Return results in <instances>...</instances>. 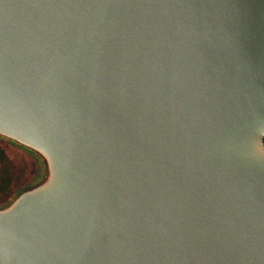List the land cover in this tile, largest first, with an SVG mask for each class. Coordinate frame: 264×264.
Here are the masks:
<instances>
[{"label": "water", "instance_id": "water-1", "mask_svg": "<svg viewBox=\"0 0 264 264\" xmlns=\"http://www.w3.org/2000/svg\"><path fill=\"white\" fill-rule=\"evenodd\" d=\"M0 140V264H264V0H0Z\"/></svg>", "mask_w": 264, "mask_h": 264}, {"label": "rangeland", "instance_id": "rangeland-1", "mask_svg": "<svg viewBox=\"0 0 264 264\" xmlns=\"http://www.w3.org/2000/svg\"><path fill=\"white\" fill-rule=\"evenodd\" d=\"M0 150L6 153L11 160L12 183L9 188L0 192V203L8 200L20 187L25 185L36 173V161L19 151L18 148L0 140Z\"/></svg>", "mask_w": 264, "mask_h": 264}, {"label": "trees", "instance_id": "trees-1", "mask_svg": "<svg viewBox=\"0 0 264 264\" xmlns=\"http://www.w3.org/2000/svg\"><path fill=\"white\" fill-rule=\"evenodd\" d=\"M12 162L3 150H0V192L12 183Z\"/></svg>", "mask_w": 264, "mask_h": 264}]
</instances>
